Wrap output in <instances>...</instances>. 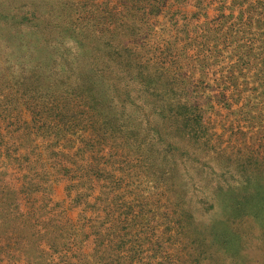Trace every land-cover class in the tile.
<instances>
[{
    "label": "rangeland",
    "instance_id": "374dc122",
    "mask_svg": "<svg viewBox=\"0 0 264 264\" xmlns=\"http://www.w3.org/2000/svg\"><path fill=\"white\" fill-rule=\"evenodd\" d=\"M107 1L0 0V264H100L95 236H85L87 214L78 200L84 189L75 176L81 173L60 166L62 157L53 153H70L64 140L39 134L20 98L32 71L42 77L28 81L32 87L52 81L51 93L63 88L56 72L49 77L57 68L53 59L65 71L66 49L74 54L103 35L106 24L85 19L95 3L102 10L120 2ZM198 5L167 0L148 23L115 27L116 40L133 50L130 60L141 63L136 90L144 89L154 104L163 105L160 94L173 103L162 106L168 116L160 117L153 143L160 152L151 153L169 171L176 193L171 204L160 198L158 182L142 185L148 196L135 208L142 214L119 224L113 239L120 252H133L119 264H264V102H255L264 101V1ZM249 45L255 49L243 63ZM172 77L188 79L173 87L176 94L165 88L176 86ZM182 91L198 96L178 97ZM128 125L139 124L131 119ZM221 147L228 153L218 154ZM179 148L200 159L188 160L182 171L171 162L183 157Z\"/></svg>",
    "mask_w": 264,
    "mask_h": 264
},
{
    "label": "trees",
    "instance_id": "16d2710c",
    "mask_svg": "<svg viewBox=\"0 0 264 264\" xmlns=\"http://www.w3.org/2000/svg\"><path fill=\"white\" fill-rule=\"evenodd\" d=\"M187 1L178 0L183 3ZM205 1L197 0L200 9H203ZM95 5L97 9L90 10L91 15L85 20L88 24L98 26L106 24L107 27L104 25L100 31L103 35L106 32H111L112 35L94 36L87 43L80 44V50L74 54L66 49L67 56L61 57L68 65L65 71L60 68L59 59L55 61L53 59L55 62L53 65L57 68L50 70L49 77L56 72L63 84V88L57 90L56 94L51 93L50 88L54 84L52 81L48 84L51 86L49 89H46L48 85L43 86L41 83L33 84L32 87V83L28 84V81L39 78L37 81L40 82L42 77L39 72L27 73L23 78L27 94L20 99L32 114L33 128L36 127L39 134H56L55 137L64 140L61 146L70 153L53 154L62 157L60 166L69 174L73 170L81 173L80 177L74 175L81 181L77 186L84 189L78 200L85 205L87 214L83 217L85 226L89 230L85 232V236L87 238L93 237L91 235L95 236L94 245L95 249L98 247L96 252L100 255L98 257L100 264H119L120 259L129 261L133 252L125 249L120 252L113 239L115 235L118 236L116 230L119 224L128 223L131 217L137 218L142 214L135 210L137 205L141 204L138 202L148 196L147 193H142V185H146L145 182L149 184L158 182L160 198L167 197L171 204H174L176 193L170 183L169 171L164 166H160L158 160L154 158L155 154L151 153V151L160 152L153 143L161 135L160 117L165 121V117L168 116L167 113H163L162 106L173 103H169L170 101L160 94V103L163 105L154 104L145 94L143 95L144 89L136 90L135 82L139 73L135 74L134 71L137 66L138 71L141 69V63L137 62V59L131 61L133 50L124 42L116 40L115 27L131 28L132 22L139 25L148 23L152 17L162 13L167 0H120L111 9L110 4L106 3V8L102 10H98L100 6L97 3ZM133 28L139 30L140 26L132 24ZM244 48L245 51L241 52L243 63L247 61L246 57L253 53L255 47L249 45ZM262 49L264 52V46ZM209 59L207 55L202 59L204 70L208 67L206 62ZM260 78L264 81V75ZM172 81L176 82V86L165 88L167 92L176 94L173 87H180L188 82V79L179 80V77H172ZM181 81L183 82L180 83ZM48 92L54 95L49 97L47 104L45 95H48ZM197 92L190 95L189 91H182L179 92L178 97L195 99L198 96ZM260 96L264 98V90L260 92ZM23 98L26 100L24 101ZM20 99L17 98V105ZM258 100L259 103L264 102L256 97L255 102L258 103ZM173 116L176 117V113L171 116L174 120ZM131 119L133 123L139 125L137 127L128 125ZM59 144L54 143L51 146L54 148ZM178 150L183 157L177 160L171 159V162L178 164L182 171L188 169L186 167L188 160L193 162L200 159V157L193 158V153L183 148ZM217 152L228 153L223 147ZM233 155L235 154L229 155L231 160H234ZM76 157L78 159L74 160ZM201 162L206 161L199 163ZM66 164H72V167ZM73 187L70 186V189ZM75 189L79 190V188ZM152 197H154L153 193L149 195V199ZM120 211L122 219L116 216L115 220V214Z\"/></svg>",
    "mask_w": 264,
    "mask_h": 264
}]
</instances>
